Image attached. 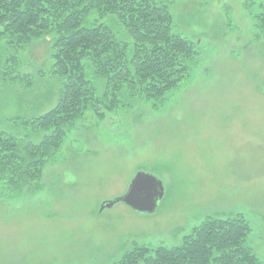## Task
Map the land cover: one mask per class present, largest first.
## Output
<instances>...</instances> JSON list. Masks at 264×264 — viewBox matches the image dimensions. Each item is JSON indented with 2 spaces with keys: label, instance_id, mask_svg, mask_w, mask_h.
Instances as JSON below:
<instances>
[{
  "label": "rangeland",
  "instance_id": "rangeland-1",
  "mask_svg": "<svg viewBox=\"0 0 264 264\" xmlns=\"http://www.w3.org/2000/svg\"><path fill=\"white\" fill-rule=\"evenodd\" d=\"M157 2L168 6L172 32L194 44L188 77L155 106L137 101L103 120L86 112L45 164L38 192H0V264H112L135 246L175 247L204 219L234 215L264 263V40L253 20L264 0ZM50 41L0 68V131L35 144L41 132L9 119L57 103ZM25 75L32 87L7 82ZM137 173L162 183L156 211L120 203L100 211Z\"/></svg>",
  "mask_w": 264,
  "mask_h": 264
},
{
  "label": "trees",
  "instance_id": "trees-1",
  "mask_svg": "<svg viewBox=\"0 0 264 264\" xmlns=\"http://www.w3.org/2000/svg\"><path fill=\"white\" fill-rule=\"evenodd\" d=\"M253 20L256 38L264 40V6ZM172 24L168 6L157 0H0V68L9 70L19 51L49 37L52 75L61 84L49 111L9 119L41 132L38 144L0 131V192H38L45 164L86 112L103 120L137 101L155 106L179 87L195 50L172 32ZM30 78L12 76L7 82L29 88ZM249 233L241 215L206 218L178 246H135L112 264H264L247 245Z\"/></svg>",
  "mask_w": 264,
  "mask_h": 264
},
{
  "label": "water",
  "instance_id": "water-1",
  "mask_svg": "<svg viewBox=\"0 0 264 264\" xmlns=\"http://www.w3.org/2000/svg\"><path fill=\"white\" fill-rule=\"evenodd\" d=\"M163 194V186L158 179L148 174L137 173L126 192L111 202L103 203L100 211L120 203L136 213L152 214L156 211Z\"/></svg>",
  "mask_w": 264,
  "mask_h": 264
}]
</instances>
